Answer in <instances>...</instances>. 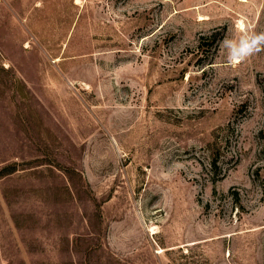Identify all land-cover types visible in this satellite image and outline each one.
<instances>
[{"label": "rangeland", "instance_id": "1", "mask_svg": "<svg viewBox=\"0 0 264 264\" xmlns=\"http://www.w3.org/2000/svg\"><path fill=\"white\" fill-rule=\"evenodd\" d=\"M264 0H0V264H264Z\"/></svg>", "mask_w": 264, "mask_h": 264}, {"label": "clouds", "instance_id": "2", "mask_svg": "<svg viewBox=\"0 0 264 264\" xmlns=\"http://www.w3.org/2000/svg\"><path fill=\"white\" fill-rule=\"evenodd\" d=\"M223 47L232 62H239L264 48V32H250L239 39H225Z\"/></svg>", "mask_w": 264, "mask_h": 264}, {"label": "bare ground", "instance_id": "3", "mask_svg": "<svg viewBox=\"0 0 264 264\" xmlns=\"http://www.w3.org/2000/svg\"><path fill=\"white\" fill-rule=\"evenodd\" d=\"M243 1V0H242ZM244 1H246V0H244Z\"/></svg>", "mask_w": 264, "mask_h": 264}]
</instances>
